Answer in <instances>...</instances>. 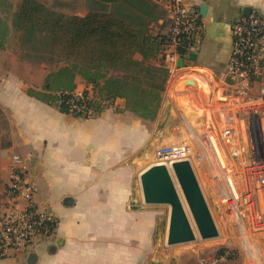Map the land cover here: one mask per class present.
<instances>
[{"label": "crops", "instance_id": "1", "mask_svg": "<svg viewBox=\"0 0 264 264\" xmlns=\"http://www.w3.org/2000/svg\"><path fill=\"white\" fill-rule=\"evenodd\" d=\"M10 1L16 13L22 0ZM154 1L165 12L164 3ZM187 1L199 11L203 24L192 53L195 60L191 58L189 69L168 77L153 122L128 112L122 99L115 100L114 108L98 110L89 118L70 116L45 102L38 94H50L43 87L51 73L46 69L47 61L52 62L55 57L43 53L42 48L20 42L27 50V59L18 51L5 65L10 69L8 73L0 77V109L8 122L6 142L0 145V200L9 179V159L20 155L26 160L35 185L38 208L54 216L57 228L50 238L0 259V264H142L157 217L130 205L137 156L149 145L199 142L206 134L208 117L190 105L197 103L194 105L202 111L224 105L220 100L226 97L219 90L230 86L226 72L232 50L231 23L242 17L246 8L264 17V0ZM204 6L207 10L202 15ZM88 12L87 9L76 16L83 17ZM165 21L160 20L159 27L150 26L155 27V35L166 36ZM16 36L21 39V35ZM6 50L7 46L0 50L1 65ZM31 55L37 59L35 62L28 60ZM138 57L135 56L141 60ZM151 63L162 67L159 57ZM190 80L198 81L201 87L184 83ZM75 84V92H84L91 86L80 78ZM31 90L35 92L31 94ZM160 130L165 132L162 137Z\"/></svg>", "mask_w": 264, "mask_h": 264}, {"label": "built area", "instance_id": "2", "mask_svg": "<svg viewBox=\"0 0 264 264\" xmlns=\"http://www.w3.org/2000/svg\"><path fill=\"white\" fill-rule=\"evenodd\" d=\"M160 1L165 5L168 32L159 58L168 77H174L190 68L203 24L199 11L187 0ZM230 29L232 50L226 77L247 94V101L237 102L236 109L231 106L211 111L214 119L218 115L223 117L222 128L210 127L196 144L160 147L156 158L158 164L170 169L175 163L189 162L197 180V168L203 164L210 167V174L216 176L218 197L238 238L240 253L249 264H264V213L257 204L258 193L264 190V83L258 86L255 96L250 95V87L264 81V17L253 11L250 16L232 22ZM179 60L183 61L182 67L178 66ZM94 92L92 85L84 92L59 91L55 97L57 107L79 118L115 107L114 100L103 99ZM246 114L250 117L251 133L245 145L238 124ZM7 171L9 179L0 200V259L27 251L40 239L50 238L57 228L54 216L39 209L35 202L36 188L26 160L12 155ZM223 260L200 259L198 264H221Z\"/></svg>", "mask_w": 264, "mask_h": 264}, {"label": "trees", "instance_id": "3", "mask_svg": "<svg viewBox=\"0 0 264 264\" xmlns=\"http://www.w3.org/2000/svg\"><path fill=\"white\" fill-rule=\"evenodd\" d=\"M91 1L94 9L80 17L55 14L36 0H22L13 25L23 44L43 45V53L77 63L50 76L57 90L74 92L76 75H83L103 99L125 100L128 112L155 121L168 73L151 63L162 54L166 36L155 35L150 26L165 21V12L154 0ZM52 89L48 81L45 91ZM38 96L53 102V97Z\"/></svg>", "mask_w": 264, "mask_h": 264}, {"label": "rangeland", "instance_id": "4", "mask_svg": "<svg viewBox=\"0 0 264 264\" xmlns=\"http://www.w3.org/2000/svg\"><path fill=\"white\" fill-rule=\"evenodd\" d=\"M40 4L44 5L50 12H53L55 14H64L67 16H76L81 15L82 12H85L87 9L88 11L94 9L93 3L90 0H36ZM17 13V12H16ZM15 8L14 4L10 0H0V44H2V47L0 46V50L3 48H7L9 50H6V57L4 63L2 62V65L0 63V77L1 75H4L5 73H8L6 69L7 64L11 63L12 57L18 55V51H22V57L25 58L27 56V50L21 47L20 42L21 39L16 36H20V33L17 32L14 28L13 22L15 17ZM157 27L161 25L159 22L156 23ZM152 26V25H151ZM11 28L14 30L11 31ZM151 29V28H150ZM152 32H157L155 27H153ZM13 34V35H12ZM39 37V36H37ZM40 38V37H39ZM38 45V48L45 49L43 45ZM30 47V46H28ZM36 47V46H35ZM20 48V49H19ZM5 54V53H4ZM34 56L31 55V58H29V61L37 60L34 58ZM138 57V56H137ZM40 58H46L50 59L49 56H40ZM139 58V57H138ZM27 59V58H25ZM57 59V60H56ZM52 60V59H51ZM35 62V61H34ZM47 68L50 69V74L47 77L46 84L49 81L51 84V87L53 88L51 92L46 91L50 94L45 96H50L51 99L53 97L52 105L57 107V82H54L53 78L50 77L52 74H55L60 69L64 68L65 66H73L77 63L75 62H66L63 59H59L57 57L52 60V62L47 61ZM17 72L19 70L16 69ZM21 73V72H19ZM80 78L86 82V79L83 78V75H76V78ZM82 83V82H81ZM264 83L259 81L257 84H253L250 87V95L255 96L258 92V86L262 85ZM45 84V86H46ZM230 86L226 88L224 91L219 90L220 93H224V100H220L221 104H225L226 106L219 105L216 106L215 109L221 108H229L231 106H234L232 109L237 108V104L239 102H245L247 101V94L242 91L241 88H236L235 85L232 83L229 84ZM45 86L43 87V90L45 91ZM34 90V89H33ZM31 90L30 93L33 94V91ZM95 92L99 95V89H95ZM94 92V94H95ZM96 95V94H95ZM102 98V97H101ZM226 102V103H224ZM238 102V103H237ZM237 103V104H236ZM233 104V105H232ZM214 109V110H215ZM213 109L211 107L205 108L204 114L207 119H209L206 123V129L208 130L213 125V114L211 113ZM216 111V110H215ZM208 112L210 114H208ZM248 123H250V117L249 115H245V119H242L239 126V131L243 140V143L246 145V140L249 138V134L251 131L248 129ZM8 128V122L5 114L0 109V145L4 144L6 142L5 139V132ZM222 128V126L220 127ZM219 129L217 128V131ZM219 133V131H218ZM217 133V134H218ZM208 134V132H207ZM165 135V132L163 130L159 131V137H162ZM219 136V135H218ZM2 140V141H1ZM2 142V143H1ZM165 145V144H163ZM162 146V144H158L156 147L155 145H149L147 148L142 150V152L137 156L136 162L134 164V180H133V193L131 195V206L135 207L136 209L140 210H148L153 212L157 217V225L155 228V231L152 236V242L151 245L143 251V257H142V264H198L200 259H207L212 262V260L224 258L221 264H249L246 257L240 253V246L238 243V238L236 236V233L234 232L233 228L230 226L229 218L226 216L225 209L222 206V201L218 197L217 194V188H216V176L214 177V171L211 175L210 174V167H207L206 164H203L202 167L197 168V176L198 180L201 184L202 191L204 193L205 199L207 201V204L209 206V209L211 211L212 217L215 221L216 227L219 232V237L211 240H203L200 237V234L195 226L193 217L191 215V212L189 210V207L187 205V202L185 200V197L183 195V192L177 182V179L172 171L170 169L171 177L173 179V182L175 184L177 193L179 197L181 198V201L185 205V209L188 213L189 220L193 226V230L195 232L196 240L190 243L186 244H180L175 246H168L167 245V236H168V225L170 220V213L171 208L166 205H146L144 202L143 197V191L141 186L140 177L141 175L148 170L149 168L155 166L158 164V160L156 158V152L157 150ZM203 153H207V150ZM148 157H153L154 161L153 163L149 162ZM257 204L260 207L261 211L264 213V190L260 191L258 193V199ZM264 237V233L262 234ZM220 252H223L220 254Z\"/></svg>", "mask_w": 264, "mask_h": 264}, {"label": "water", "instance_id": "5", "mask_svg": "<svg viewBox=\"0 0 264 264\" xmlns=\"http://www.w3.org/2000/svg\"><path fill=\"white\" fill-rule=\"evenodd\" d=\"M206 10L205 6L202 7L201 14L204 15ZM252 12L251 8H246L243 16L248 17ZM191 58L195 60L194 55ZM182 65L183 61L179 60L178 66L182 67ZM184 83L193 86L192 82ZM171 169L183 192L200 237L203 240L218 238V229L190 163L187 161L175 163ZM140 181L146 205H166L171 208L167 245L175 246L195 241L193 226L177 193L170 169L165 165L157 164L146 170L141 175Z\"/></svg>", "mask_w": 264, "mask_h": 264}, {"label": "bare ground", "instance_id": "6", "mask_svg": "<svg viewBox=\"0 0 264 264\" xmlns=\"http://www.w3.org/2000/svg\"><path fill=\"white\" fill-rule=\"evenodd\" d=\"M195 80H196V79H195ZM186 82H192L193 86H192L191 84H189V83H186V85H190V86H192V87L195 86V87H197V88H200L201 85H202V84H200L198 81L195 82V81H191V80H190V81H186ZM204 89H205V88H204ZM204 89L201 88L200 90L203 91ZM206 94H207V93H206ZM191 104H192V105H190V108H191V106H192V108H193V109L191 108L192 110H196V112L199 113V114H200V113H203V111L200 110L201 108H198V105H194V104H197V103H191ZM232 105H233V104H232ZM199 107H200V106H199ZM217 107H218V106H217ZM225 108H226V107H225ZM192 110H191V111H192ZM215 110H216V109H215ZM204 113H205V112H204ZM205 114H206V113H205ZM208 114H210V113L208 112ZM212 117H213V120H215V119H214V116H212ZM207 120H209V119H207ZM215 121H216V123L213 122V125L211 126V128H213V127H219V128H220V127L223 125V117H222L221 115H220V117H219V115H218V120H217V118H216ZM195 127H196V126H195ZM206 127H207V126H206ZM206 130H207V129L205 128L204 131H206ZM204 131H203V132H204ZM207 131H208V130H207ZM207 131H206V132H207ZM215 131H216V133H218L219 130L217 131V128H216ZM197 132H198V131H197ZM206 132H205V133H206ZM218 134H219V133H218ZM148 160H149V162H151V163L155 162L154 159H153V157H148ZM168 166H169V164H168ZM168 168L170 169V167H168ZM182 203H183V202H182ZM183 206H184V208H185L184 203H183ZM185 211H186V209H185ZM186 213H187V211H186ZM187 216H188V213H187ZM191 225H192V224H191Z\"/></svg>", "mask_w": 264, "mask_h": 264}]
</instances>
